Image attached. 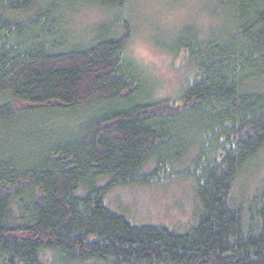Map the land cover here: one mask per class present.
<instances>
[{"label": "trees", "instance_id": "16d2710c", "mask_svg": "<svg viewBox=\"0 0 264 264\" xmlns=\"http://www.w3.org/2000/svg\"><path fill=\"white\" fill-rule=\"evenodd\" d=\"M130 1L0 0V264H264V187L233 193L264 153V0L155 31L171 96L132 54ZM172 180L195 186L185 233L105 204Z\"/></svg>", "mask_w": 264, "mask_h": 264}, {"label": "rangeland", "instance_id": "374dc122", "mask_svg": "<svg viewBox=\"0 0 264 264\" xmlns=\"http://www.w3.org/2000/svg\"><path fill=\"white\" fill-rule=\"evenodd\" d=\"M129 7L132 17L128 19L135 34L131 44L132 54L151 66L162 80L157 87L158 93L171 96L178 87V72L172 66L171 58L154 45L152 38L157 29L170 31L189 20L188 16L198 11L196 0H131ZM78 16L76 24L84 27H93L107 19L104 14L91 9L81 10ZM255 85V89H264V81ZM262 186L264 153L234 186L236 202L241 201L245 194L254 196ZM197 201L194 184L183 180H172L148 188H115L105 198L108 208L126 216L136 225H164L177 233L187 232L185 230L194 222Z\"/></svg>", "mask_w": 264, "mask_h": 264}, {"label": "clouds", "instance_id": "9594fccd", "mask_svg": "<svg viewBox=\"0 0 264 264\" xmlns=\"http://www.w3.org/2000/svg\"><path fill=\"white\" fill-rule=\"evenodd\" d=\"M205 23H206V21H205Z\"/></svg>", "mask_w": 264, "mask_h": 264}]
</instances>
